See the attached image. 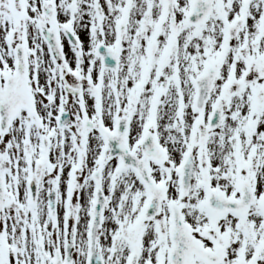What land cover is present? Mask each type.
<instances>
[{"label":"snow or ice","instance_id":"snow-or-ice-1","mask_svg":"<svg viewBox=\"0 0 264 264\" xmlns=\"http://www.w3.org/2000/svg\"><path fill=\"white\" fill-rule=\"evenodd\" d=\"M0 264H264V0H0Z\"/></svg>","mask_w":264,"mask_h":264}]
</instances>
